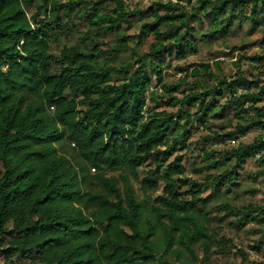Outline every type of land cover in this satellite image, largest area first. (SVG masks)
<instances>
[{
    "label": "trees",
    "instance_id": "trees-1",
    "mask_svg": "<svg viewBox=\"0 0 264 264\" xmlns=\"http://www.w3.org/2000/svg\"><path fill=\"white\" fill-rule=\"evenodd\" d=\"M112 1L115 7L106 13L101 2L93 4L92 29L116 31L121 21L136 15L144 19L148 10L153 17L140 35H119L113 52L141 43L143 35L155 37L147 54L120 66L111 64L114 54L100 48L96 39H90L96 42L92 49L79 43L65 46L59 59H53L50 50L57 19L86 1L42 0L47 18L32 20L25 4L33 0H0V247L6 245L0 257L4 264H17L14 258L44 264H176L184 256L192 264L198 259L199 245L208 259L211 246L220 243L200 221L199 204H206L207 198H201V190L194 188L197 183L186 175L184 154L176 153L184 136L173 134L183 127L180 122L187 111L146 112L149 66L162 75L160 64L172 46L180 58L196 53L197 23L204 17H213L210 31L202 34L207 39L237 22L258 25L264 0H155L148 10H131L126 0ZM162 25L168 28L161 30ZM208 68L203 63L191 74L211 75ZM219 83L222 87L216 89L197 82L195 91L184 95L183 106H198L199 114L192 118L207 121L210 112L217 113L216 96L227 94L230 106L245 113L235 114L245 122L237 130L215 135L226 140L245 136L251 128L264 131V109L255 105L264 86L258 93L238 94L241 87H258L256 81L239 76ZM183 84L163 88L173 93ZM247 101L253 106L244 108ZM252 109L254 116L249 115ZM64 142L73 144L76 161L61 150ZM257 154L264 165V137L233 147L215 160L213 167L230 160L235 166L214 177L213 190L236 187L238 169ZM150 162L155 167L141 186L155 189L164 184L161 194L149 197L151 203L139 198L131 182V176L139 179L138 168ZM91 169L96 171L93 182L88 176ZM108 170L125 172L124 190L116 177L107 175ZM92 183L95 188L89 187ZM190 184L187 192L180 190ZM226 205L230 207L229 202ZM234 210L241 215L240 224L264 222V206ZM252 264L260 263L252 259Z\"/></svg>",
    "mask_w": 264,
    "mask_h": 264
},
{
    "label": "rangeland",
    "instance_id": "rangeland-1",
    "mask_svg": "<svg viewBox=\"0 0 264 264\" xmlns=\"http://www.w3.org/2000/svg\"><path fill=\"white\" fill-rule=\"evenodd\" d=\"M60 1L67 2L68 0ZM84 1L87 4L78 7L70 15L66 16L61 13L57 19L58 25L56 26L55 37L51 40L50 50L54 60L59 59L65 46L79 43L92 49L96 42H92L90 39L98 40L100 48L114 54L110 61L112 65L116 66L133 61V57L136 55L149 52L151 44L155 41L153 34L143 35L141 43H130L127 49L118 52H113L111 49L116 44L119 35H140L142 27L147 22L153 21L151 11L148 9L155 0H126L131 10L134 8L148 10L147 17L140 19L139 15L132 16L128 21H121L119 29L111 32L92 29L90 18L95 14L93 6L95 2H101L100 8L104 13L111 11L115 7V3L112 0ZM40 4H42V0H33L32 3L25 4V9L32 20L33 17L47 18L44 12L45 7H40ZM212 20L213 17H204L202 22L197 23L199 33L195 36L199 50L196 53L188 52L185 58H180L175 46H172L171 52L165 56L164 63L160 64L162 75L159 74L157 67L149 66L151 86L146 94L148 98L146 112L148 113L149 109H153L156 112L165 111L177 114L178 110L183 109L181 113L186 111L188 113L186 118L180 122L183 127L177 129L173 134L174 137L184 136L180 141V149L176 153L184 154L186 175L197 183L194 188L201 190V198H207L206 204H199L200 221L209 228V231L220 242L211 246L208 259L204 258L205 251L199 245L197 247L198 259L192 264H252V259H255L245 251V248H256L253 246L264 242V222L252 221L240 224L241 215H237L234 209H242L250 204L264 206V165L258 161L260 154L249 157L243 167L238 169L240 183L232 189L221 186L217 191H214L215 182L213 179L216 175L225 171L229 172L234 168V160L223 162L217 167H213L212 164L215 160L223 158L231 148H236L240 144H250L255 139L264 137V131L260 128H251L245 136H239L236 139H221L215 135V132L218 134L232 132L238 129V124L245 122V119H239L235 115L242 112V116H245V113L239 108L230 106V103L227 102L228 95L226 94V97L216 96L219 100L218 114L210 112L208 120L205 122H199L192 118V116L199 114L197 105L186 103L183 106L182 100L184 95L195 91L197 82L207 88L216 87V89H220L222 87L219 83L220 80L227 78L230 81L239 76L256 81L258 87L254 86L250 89L241 87L238 89V94L258 93L259 88L264 86V12L259 15L260 23L258 25L253 24V22H242L241 24L237 22L229 30L221 29L219 36L204 38L202 34L210 31L209 28L213 26ZM222 22L227 23L228 18L223 19ZM101 26L105 28L104 24ZM165 28L168 26H161V30ZM215 28L218 29L217 26ZM86 37L87 39H84ZM256 55L259 60L252 59ZM241 56L244 57L241 58ZM203 63L209 65L208 72H211V75L205 71L200 75L191 74L194 68H199ZM180 81H183L184 84L178 91L171 93L166 92L163 88L164 85L177 86ZM196 89L199 90L200 88L196 87ZM253 103L247 101L243 107H252ZM255 105L264 109V93ZM254 113L255 109H252L249 115L254 116ZM186 120H190V122L186 124ZM206 138L209 139L205 141ZM61 150L73 161H76L77 153L73 144L64 142ZM154 167L151 162L144 164L138 168L139 179L131 176V182L139 198L147 199L150 203L152 198L162 193L164 186L162 182H160L159 188L155 189L141 186V180L147 175L148 170ZM106 173L108 176L116 177L121 190H124L122 174L125 172L123 170H108ZM95 174L94 169L88 172L92 182ZM89 187L95 188L93 183ZM191 187L192 184L182 187L180 190L187 192ZM150 196L152 198L149 199ZM227 202L230 203V207L226 205ZM10 225L8 224V226ZM222 240H226L225 244L222 243ZM4 248L6 245L0 247L1 250ZM239 249L247 255L243 256L238 252ZM14 259L17 264H44L31 259ZM4 263L5 260L0 257V264ZM183 263L190 264V260L184 256L181 261L176 262V264Z\"/></svg>",
    "mask_w": 264,
    "mask_h": 264
},
{
    "label": "built area",
    "instance_id": "built-area-1",
    "mask_svg": "<svg viewBox=\"0 0 264 264\" xmlns=\"http://www.w3.org/2000/svg\"><path fill=\"white\" fill-rule=\"evenodd\" d=\"M245 251L256 261L264 264V244L256 248H245Z\"/></svg>",
    "mask_w": 264,
    "mask_h": 264
}]
</instances>
